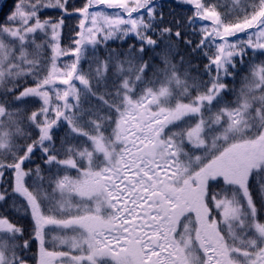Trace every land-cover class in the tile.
<instances>
[{"label":"snow or ice","instance_id":"1","mask_svg":"<svg viewBox=\"0 0 264 264\" xmlns=\"http://www.w3.org/2000/svg\"><path fill=\"white\" fill-rule=\"evenodd\" d=\"M177 2L192 15L17 0L0 21V264H28L32 243L37 264H264V62L224 82L264 56V0ZM45 8L80 17L68 48Z\"/></svg>","mask_w":264,"mask_h":264},{"label":"trees","instance_id":"2","mask_svg":"<svg viewBox=\"0 0 264 264\" xmlns=\"http://www.w3.org/2000/svg\"><path fill=\"white\" fill-rule=\"evenodd\" d=\"M160 2L163 4V11L165 13V17L167 18H176V19H185L186 17L192 15V11H191V6L184 4V3H178L177 0H160ZM213 3H219L224 5L225 7H221L219 10L221 12L227 11L228 9L234 8L233 5V0H212ZM17 3V0H0V21H3L5 16L13 9L14 5ZM84 0H69V12H72V10L74 8H79L83 5ZM62 15H64V13L56 8H45L41 10V19H46V18H51L53 21L59 19ZM79 16L78 15H72V16H66L64 15V20H65V27L63 28L62 32H61V42L62 44L66 45V46H70L71 45V38L75 36L76 31H78V22H79ZM200 25H197V27H199ZM192 38L194 41L198 39V37H190ZM241 39H246V37L241 34ZM136 43L135 38L130 36L128 38H125L124 40L121 39H113V40H109L107 42V45H102L98 50H97V54L103 56L104 52L106 50H115V51H123V50H127L128 46L130 44H134ZM138 46V45H137ZM188 51L183 47V45H181V55H185ZM151 53H149L150 55ZM89 55H91V51L89 52ZM70 62V57H65V61ZM192 59V63L193 64H198L201 67V70L203 68V64L207 63L206 60H204L203 58H198V57H191ZM159 61H157L158 63ZM261 62H264V56L260 55V50H256L255 52H249L248 53V57L246 58V65H248V67H244L242 65H237L238 69H242V71L240 72V74L237 76L236 81H232L230 79L225 80L224 82L226 84H228L229 88H236L237 90L240 87V79L242 76H246L249 73V70L251 68L252 65L255 64H260ZM82 67L84 68V70L87 72L88 70V63L82 61ZM194 75L197 73H193ZM203 79H208L207 76H204ZM23 86H34L31 83V80L29 79L27 81V83L23 84ZM9 87H11V85H9ZM233 96H227L226 99H233ZM92 103H95V101H92ZM88 105H85V107H87ZM66 131V128L58 133H56V136L59 137H63L64 133ZM85 131H91L88 128H85ZM85 146H88L87 144H85ZM34 159L36 160V163L41 164V166L43 167L42 161L40 159V155L37 154L36 157H34ZM10 162V161H9ZM35 165H29V167H34ZM63 173H61L62 175ZM70 176L72 177H76L77 173L75 171H71L68 173ZM44 175H49V173L45 172ZM19 222L21 225L25 226V227H29L30 228V218L27 217H22V218H18ZM262 222H264V217H261ZM47 244V249H51L52 251H68V249L66 247L63 246H53L50 243H46ZM38 250H39V246L38 243H32L30 250L25 253V255L27 257H30V259H28V264H37L38 261Z\"/></svg>","mask_w":264,"mask_h":264},{"label":"rangeland","instance_id":"3","mask_svg":"<svg viewBox=\"0 0 264 264\" xmlns=\"http://www.w3.org/2000/svg\"><path fill=\"white\" fill-rule=\"evenodd\" d=\"M46 2H47V0H46ZM60 38H61V37H60ZM61 46L64 47V48H68V47H69V46H66L65 44L63 45L62 42H61ZM29 51H31V49H29ZM45 52H46V54L50 55V53H47V50H45ZM68 58H69V57H68ZM70 59H71V58H70ZM61 61H63V62H69V59H68V61H65V57H62V58H61ZM58 63H60V61H58ZM85 72H86V71H85ZM77 87H80L79 84H77ZM45 247L48 248V247H47V244L45 245ZM48 250H51V249H48ZM73 254L75 255V254H77V253H73ZM37 255H39V250H38V254H37ZM61 264H64V262H61Z\"/></svg>","mask_w":264,"mask_h":264},{"label":"bare ground","instance_id":"4","mask_svg":"<svg viewBox=\"0 0 264 264\" xmlns=\"http://www.w3.org/2000/svg\"><path fill=\"white\" fill-rule=\"evenodd\" d=\"M50 251H52V250H50Z\"/></svg>","mask_w":264,"mask_h":264}]
</instances>
